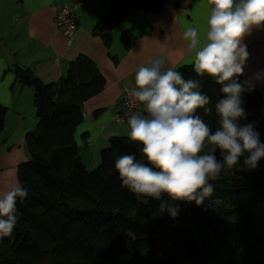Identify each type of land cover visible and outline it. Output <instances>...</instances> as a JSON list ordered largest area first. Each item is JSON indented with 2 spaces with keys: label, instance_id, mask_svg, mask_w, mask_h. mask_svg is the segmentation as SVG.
Instances as JSON below:
<instances>
[{
  "label": "trees",
  "instance_id": "16d2710c",
  "mask_svg": "<svg viewBox=\"0 0 264 264\" xmlns=\"http://www.w3.org/2000/svg\"><path fill=\"white\" fill-rule=\"evenodd\" d=\"M109 2L93 31L107 46L128 16L141 10L158 14L166 0ZM130 37L121 36L126 49ZM177 71L201 80L213 106L222 98L221 86L199 77L194 66ZM14 72L19 85L33 92L37 123L25 137L30 159L17 168L30 194L17 204L12 236L0 242V264H264V181L219 178L203 205L165 196L180 213L175 219L161 214L160 201L129 192L115 170L117 156L141 158L128 137L111 138L90 172L80 160L74 133L83 105L105 86L91 60L79 56L56 84H44L18 66ZM242 98L244 123L256 122L264 141V90L246 91ZM6 112L0 105V133ZM200 114L215 130V111Z\"/></svg>",
  "mask_w": 264,
  "mask_h": 264
},
{
  "label": "clouds",
  "instance_id": "9594fccd",
  "mask_svg": "<svg viewBox=\"0 0 264 264\" xmlns=\"http://www.w3.org/2000/svg\"><path fill=\"white\" fill-rule=\"evenodd\" d=\"M203 35L188 27L183 38L194 52V71L220 85L222 98L213 106L203 91L202 81L186 78L162 56L140 65L136 87L128 91L132 102L143 106L127 124L128 139L141 158L125 154L115 159V170L129 192L160 201L159 212L175 219L180 213L172 201L194 202L201 206L214 192L222 171H249L264 159V141L256 122L244 123L247 113L243 94L254 84L240 81L250 53L245 37L264 30V0H208ZM264 80V71L255 74ZM211 105V106H210ZM215 111V130L200 114ZM219 153V156L217 155ZM30 192L18 180L0 192V242L11 237L18 224V203Z\"/></svg>",
  "mask_w": 264,
  "mask_h": 264
},
{
  "label": "crops",
  "instance_id": "0c3cea01",
  "mask_svg": "<svg viewBox=\"0 0 264 264\" xmlns=\"http://www.w3.org/2000/svg\"><path fill=\"white\" fill-rule=\"evenodd\" d=\"M63 4L78 23L70 44L54 22L56 7ZM109 6V0H0V105L7 110L0 133V192L18 180V166L29 161L25 137L37 123L33 92L16 81L14 65L31 71L44 84H56L79 56L95 64L105 86L84 103L83 119L74 133L80 160L89 172L100 164V153L111 138L128 137L127 122L118 124L114 116L122 88L136 87L138 67L157 56L166 59V68L194 66V52L183 33L198 27L203 35L208 0H166L158 14L133 13L113 29L107 46L93 31ZM126 32L131 34L128 49L121 41ZM244 42L250 57L243 79L255 85L254 91L264 90V80L254 78L264 71V30L254 29ZM143 111L142 107L136 114Z\"/></svg>",
  "mask_w": 264,
  "mask_h": 264
},
{
  "label": "built area",
  "instance_id": "2783aa9c",
  "mask_svg": "<svg viewBox=\"0 0 264 264\" xmlns=\"http://www.w3.org/2000/svg\"><path fill=\"white\" fill-rule=\"evenodd\" d=\"M54 22L56 28L68 39V44H70L77 32L78 23L75 15L66 4L56 7ZM129 90L126 87L122 88L121 106L114 116V121L118 124H125L131 115L136 114L143 107L139 103L134 104L132 102V98L128 95Z\"/></svg>",
  "mask_w": 264,
  "mask_h": 264
},
{
  "label": "rangeland",
  "instance_id": "374dc122",
  "mask_svg": "<svg viewBox=\"0 0 264 264\" xmlns=\"http://www.w3.org/2000/svg\"><path fill=\"white\" fill-rule=\"evenodd\" d=\"M35 63L33 67L37 66ZM16 66L14 65L13 68ZM219 156V153H217ZM94 170V169H93ZM220 178L231 179L234 181H264V159L261 160L259 168L249 171L244 169L242 166L238 170H224L221 173ZM118 264V262H116Z\"/></svg>",
  "mask_w": 264,
  "mask_h": 264
}]
</instances>
